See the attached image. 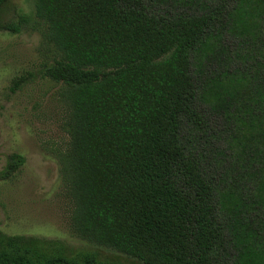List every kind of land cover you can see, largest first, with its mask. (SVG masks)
Segmentation results:
<instances>
[{
    "label": "trees",
    "instance_id": "obj_1",
    "mask_svg": "<svg viewBox=\"0 0 264 264\" xmlns=\"http://www.w3.org/2000/svg\"><path fill=\"white\" fill-rule=\"evenodd\" d=\"M4 1L0 30L29 26ZM35 17L71 233L145 264H264V0H35ZM93 259L0 230V264Z\"/></svg>",
    "mask_w": 264,
    "mask_h": 264
},
{
    "label": "rangeland",
    "instance_id": "obj_2",
    "mask_svg": "<svg viewBox=\"0 0 264 264\" xmlns=\"http://www.w3.org/2000/svg\"><path fill=\"white\" fill-rule=\"evenodd\" d=\"M2 10L5 19L25 14L32 21L18 33L0 30V171L10 154L24 157L13 176L0 179V230L58 239L71 252L92 254L94 264H145L71 233L56 157L67 142L66 106L59 85L43 74L53 51L35 27V0H5Z\"/></svg>",
    "mask_w": 264,
    "mask_h": 264
}]
</instances>
